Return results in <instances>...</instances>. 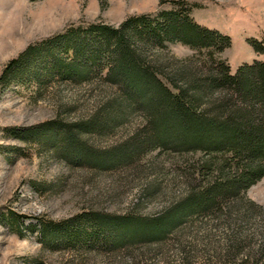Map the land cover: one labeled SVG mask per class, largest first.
Masks as SVG:
<instances>
[{"label":"rangeland","instance_id":"obj_1","mask_svg":"<svg viewBox=\"0 0 264 264\" xmlns=\"http://www.w3.org/2000/svg\"><path fill=\"white\" fill-rule=\"evenodd\" d=\"M171 1L0 0V74L28 45L72 23L116 27L129 16L170 9ZM187 1L199 26L229 37L220 58L231 74L242 64L264 62V0ZM163 57L189 60L197 69L206 62L180 44L170 45ZM91 78L76 83L53 77L38 86L24 77L0 86V264H264V177L244 193L246 201L188 217L159 240L115 246L107 240L108 226L90 239L41 237L40 223L74 225L80 215L162 223L169 206L197 183L190 165L203 154L175 152L172 144L144 149L125 162L96 163L94 156L107 158L130 143L145 112L127 107L119 88ZM94 117L102 123L76 134L77 147L70 149L63 133ZM44 123L55 129L56 140L33 136Z\"/></svg>","mask_w":264,"mask_h":264},{"label":"trees","instance_id":"obj_2","mask_svg":"<svg viewBox=\"0 0 264 264\" xmlns=\"http://www.w3.org/2000/svg\"><path fill=\"white\" fill-rule=\"evenodd\" d=\"M191 10L187 0H174L170 9L129 16L116 27L72 23L28 45L5 65L0 86L24 77L38 86L53 77L76 83L93 77L119 88L127 107L145 112L144 125L130 143L107 158L94 156L96 163L125 162L144 149H167L169 144L175 152H200L204 158L190 165L197 183L180 202L169 206L162 223L134 218L119 223L107 215H80L74 219L82 220L74 225L40 223L44 239L61 234L90 239L104 235L108 226L107 240L115 246L128 239L159 240L188 217L222 213L230 204L246 201L244 193L264 177V62L242 64L231 74L228 63L220 58L230 47L229 37L199 26ZM174 44L188 47L206 62L197 69L189 60L164 58L163 51ZM98 121L94 117L72 125L62 141L74 150L76 134L91 133ZM50 125L36 127L33 136L56 140ZM82 156L88 158L87 152ZM82 224L90 230L88 234Z\"/></svg>","mask_w":264,"mask_h":264}]
</instances>
